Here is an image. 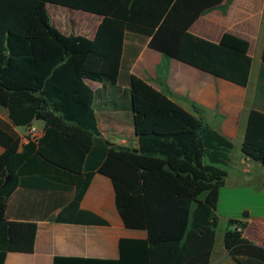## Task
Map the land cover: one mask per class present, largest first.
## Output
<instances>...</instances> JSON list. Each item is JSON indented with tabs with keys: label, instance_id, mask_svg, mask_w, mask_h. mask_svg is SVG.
<instances>
[{
	"label": "trees",
	"instance_id": "1",
	"mask_svg": "<svg viewBox=\"0 0 264 264\" xmlns=\"http://www.w3.org/2000/svg\"><path fill=\"white\" fill-rule=\"evenodd\" d=\"M223 2L0 0V107L17 127L45 124L43 136L21 151L20 135L0 118V264L8 253L35 251L37 220L7 218L17 188L51 192L62 209L55 219L59 223L109 225L80 209L96 174L111 179L126 227L146 230L148 238L121 239L118 259L56 256L53 264L210 263L220 191L235 146L131 70L148 46L246 87L252 69L248 41L225 33L215 43L190 32L200 16ZM49 4L102 17L95 37L62 33ZM87 81L130 87L138 149L102 139L96 92ZM245 143L264 144V111L250 113ZM254 152L262 155L256 149L247 153ZM52 169L59 172V182L49 177ZM228 225L224 245L230 256L240 264H264V247L243 235L247 222L229 219Z\"/></svg>",
	"mask_w": 264,
	"mask_h": 264
},
{
	"label": "crops",
	"instance_id": "2",
	"mask_svg": "<svg viewBox=\"0 0 264 264\" xmlns=\"http://www.w3.org/2000/svg\"><path fill=\"white\" fill-rule=\"evenodd\" d=\"M96 16L93 31L86 35L90 39L95 37L102 22V17ZM190 32L215 43L225 33L248 41L252 58L249 84L246 87L236 85L168 58L148 46H144L131 73L168 94L188 112L203 117L241 152L237 158L231 155L230 170L226 185L220 191L217 214L219 222L225 220L228 224L229 219L247 222L244 237L264 247V144L250 146L245 143L250 113L253 110L264 111V0H224L200 16ZM87 83L96 92L94 108L102 139L117 147L138 149L130 87L125 82L115 86L94 81ZM196 107L201 114H197ZM0 118L12 124L8 111L3 107H0ZM32 126L42 137L44 122L35 121ZM13 128L21 137L22 151L29 143V128L15 125ZM253 149L261 151L262 155H257V151L252 153L253 156L248 155V150ZM3 152L0 146V156ZM51 171L53 173L49 177L59 182V172L55 169ZM56 205L57 199L51 192L38 194L28 189L15 190L9 200L7 218L10 221L37 220L35 251L32 254L8 253L4 264H53L56 256L118 259L121 239L148 238L146 230L126 227L116 205L114 185L104 175L94 176L80 209L107 220L109 225L59 223L55 219L62 209L56 208ZM246 212L249 214L247 219L244 218ZM49 215L51 220L46 219ZM228 227L219 233L220 236L217 230L209 264H240L230 256L224 245V233Z\"/></svg>",
	"mask_w": 264,
	"mask_h": 264
},
{
	"label": "rangeland",
	"instance_id": "3",
	"mask_svg": "<svg viewBox=\"0 0 264 264\" xmlns=\"http://www.w3.org/2000/svg\"><path fill=\"white\" fill-rule=\"evenodd\" d=\"M48 11L52 18L53 24L55 23L56 25V28H58L64 34L67 33V35L74 34L86 36L88 33L93 31V25H95V19L97 18L96 15H92L84 11L73 10L53 4L48 5ZM240 153L241 152L239 150L235 149L232 153V157L237 158ZM239 169L241 170V168ZM227 225V221L225 220H221L219 222L217 229L218 236H220L219 233L226 229Z\"/></svg>",
	"mask_w": 264,
	"mask_h": 264
},
{
	"label": "built area",
	"instance_id": "4",
	"mask_svg": "<svg viewBox=\"0 0 264 264\" xmlns=\"http://www.w3.org/2000/svg\"><path fill=\"white\" fill-rule=\"evenodd\" d=\"M40 137V133L38 131V129L34 126L29 127L28 129V135L27 138L28 140H38Z\"/></svg>",
	"mask_w": 264,
	"mask_h": 264
},
{
	"label": "water",
	"instance_id": "5",
	"mask_svg": "<svg viewBox=\"0 0 264 264\" xmlns=\"http://www.w3.org/2000/svg\"><path fill=\"white\" fill-rule=\"evenodd\" d=\"M9 180H10V177H7V180H6V183H5V185H7V184H8Z\"/></svg>",
	"mask_w": 264,
	"mask_h": 264
}]
</instances>
